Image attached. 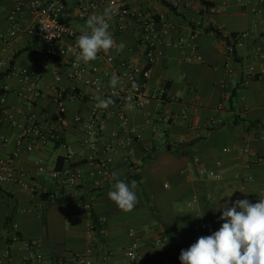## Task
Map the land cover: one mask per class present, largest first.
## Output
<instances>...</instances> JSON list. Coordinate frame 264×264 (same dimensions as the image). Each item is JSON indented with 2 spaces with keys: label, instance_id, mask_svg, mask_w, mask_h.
<instances>
[{
  "label": "crops",
  "instance_id": "obj_1",
  "mask_svg": "<svg viewBox=\"0 0 264 264\" xmlns=\"http://www.w3.org/2000/svg\"><path fill=\"white\" fill-rule=\"evenodd\" d=\"M13 1L0 0V32L8 28L7 13ZM61 1L60 19L75 30L77 40L90 15L80 14L77 0ZM183 1L190 4L177 9L169 0H127L151 11L158 27L166 20L173 28L158 45L147 81V92L161 86L165 94L141 106H125L127 128L117 114L106 123V135L117 131L123 138L130 137L129 144L112 153L109 178H103L98 167L91 176L92 168L86 163L92 154L84 141L86 125L95 97H101L102 91L83 85L78 98L66 101L60 139L41 150L16 153L14 163L17 170L26 172L22 179L26 186L20 181L0 184V253H10V259L0 264H78L76 255L87 248L92 249L91 264H128L131 230L140 240L141 264H181L182 250L225 222L220 219L224 205L231 207L243 199L257 203L264 198V0H206L211 3L207 8L201 0ZM211 6L218 11L209 12ZM106 7L93 14L103 13ZM20 23L22 34L11 41L0 40V61L39 72L43 95L29 106L27 97L16 92L17 81L0 72L2 82L9 86L0 107L26 123L30 113L54 111V76L59 74L60 85L69 88L72 57L48 59L45 42L34 33L33 16L25 11ZM209 26L224 34L239 33L235 53L227 50L225 41ZM110 28L115 30L113 21ZM197 28L201 32L192 43L188 40L191 45L177 46L179 36L188 38ZM114 41L125 45L122 51L111 50L114 62L96 60L104 89L110 87L113 75L125 71L122 61L136 62V55L142 53L137 45L138 27L132 20L116 33ZM76 115L82 119L75 121ZM251 121L257 126L250 125ZM15 135L16 128L1 125V156L13 152ZM2 138L8 139L6 145ZM94 140L101 151L104 136ZM167 143L170 149L165 148ZM66 146L74 149L71 163L84 173L81 182L71 187L58 186L47 172L37 171L40 164L53 166L59 158L66 164ZM244 147L250 152L238 151ZM135 170L140 183L135 189L138 203L126 213L108 198V192L113 172L123 177ZM201 170L221 177H206ZM41 192H50L58 200H44ZM91 213L98 218L99 228L89 235ZM31 239L39 242L37 248L25 246Z\"/></svg>",
  "mask_w": 264,
  "mask_h": 264
},
{
  "label": "built area",
  "instance_id": "obj_2",
  "mask_svg": "<svg viewBox=\"0 0 264 264\" xmlns=\"http://www.w3.org/2000/svg\"><path fill=\"white\" fill-rule=\"evenodd\" d=\"M170 4L179 9L181 6H188L190 2L183 0H169ZM113 6L117 9V14L113 18L115 30L109 29L113 39L116 33L123 30L126 22L132 20L138 27V47L142 50L140 55H136V62L133 60L122 61L121 66L125 67V71L120 72L118 86L115 88L109 87L104 89V76L100 73L96 60H103L105 63L112 64L114 56L111 51L108 54L103 52L98 54L95 61L87 64L75 61L74 53L78 52L77 40L74 29L63 23L60 19V12L64 8L61 0H14L7 13L9 22L8 28L4 32H0V40L11 41L24 32V27L21 25L20 20L25 11H28L34 20V33L36 32L41 41L45 42L46 50L45 56L48 59L61 58L71 55L68 62L70 68L71 84L69 88H63L60 85L61 76L55 74V84L52 86L53 102L55 104L54 111L51 114L42 113L40 115L30 113L27 116L26 123L18 122L15 117L0 107V127L3 123H7L16 128V135L14 138V150L12 153L1 156L0 155V184L5 182L20 181L22 185L26 186L22 179L26 176L23 170H17L14 163V156L18 152H31L41 150L51 140H59L63 132L64 125L66 124V101L74 100L79 96V87L81 85L102 91L101 99L111 98L114 104L110 105L107 109L96 108L95 101L91 107L89 119L86 125V138L85 143L90 145L92 154L87 158V165H89L90 175H95V168H100L103 178L110 177L109 166L113 161L112 153L119 147L129 144L130 137H121L117 131L105 133L106 123L113 114H117L122 127L127 128L128 117L126 116L123 108L128 106L143 105L152 99L162 97L165 94V87H154L151 91L147 92V81L150 78L151 67L157 55L158 45L164 40V37L173 28L172 24L166 20L161 21L160 26H157L158 21L155 15L142 7L132 6L127 3V0H77L76 8L82 16L91 15L100 11L104 6ZM209 12L215 13L218 11L215 7H209ZM55 24L62 26V30L58 32V37L53 38L51 41L46 40L44 37L47 35L41 27L49 26L54 27ZM111 24V22H110ZM197 27V26H196ZM33 32V30H32ZM201 32L197 28L186 37L179 36L177 39V46L191 45L192 41ZM67 39L71 41H67ZM191 40V43L190 41ZM171 44L170 41H165ZM226 44V43H225ZM238 44V39L236 40ZM193 45V44H192ZM194 46V45H193ZM229 51L230 47L226 44ZM264 55V53L262 54ZM188 60L192 58L188 57ZM0 72L6 77L14 78L20 85L16 91L21 96H26L28 105L31 106L33 100H37L43 95V85L41 74L37 71H32L25 67L6 66L5 62L0 61ZM1 74V73H0ZM99 79L100 85L97 86L95 81ZM9 89L8 84L2 82L0 75V105L5 104V91ZM75 121H80L82 118L79 115L74 117ZM104 136V143L102 144L101 151L96 143V136ZM8 143L7 138H2V144ZM240 153H249L248 147L238 149ZM74 155V149L71 146H66L63 164L61 166L40 164L37 167L38 172H47L52 180L61 187H71L78 185L83 179L84 173L80 166H75L71 163ZM94 168V170H93ZM200 173L206 177L219 179L221 175L217 172L210 170H201ZM31 190H34L31 187ZM89 208V205H85ZM93 231V223L88 224L87 233L90 235ZM132 239L127 247V260L128 264H141L139 245L140 240L135 236L133 230L130 231ZM27 248H37L39 242L36 240H28L25 242ZM92 249L87 248L83 252L76 255L78 264H91L90 257ZM10 259L9 251L0 253V262L2 260ZM40 258V255H37ZM62 264V263H60Z\"/></svg>",
  "mask_w": 264,
  "mask_h": 264
},
{
  "label": "clouds",
  "instance_id": "obj_3",
  "mask_svg": "<svg viewBox=\"0 0 264 264\" xmlns=\"http://www.w3.org/2000/svg\"><path fill=\"white\" fill-rule=\"evenodd\" d=\"M116 14L117 9L110 5L103 13L87 18L85 25L79 29L82 33L77 39L79 51L74 53L77 63L95 61L99 53L108 54L114 47L117 51L124 49L123 43L116 45L109 31L110 22ZM41 28L47 33L44 38L49 41L58 37V32L62 30V26L57 24ZM100 83L99 79L95 81L97 86ZM118 83L119 77L113 75L109 81L110 87L115 88ZM95 99L98 109H107L114 104L111 98L101 99L97 96ZM112 176L115 182L108 192V198L121 211H133L138 203L136 182L132 181L130 187L118 178V173L113 172ZM220 219L225 222L219 230L198 238L187 250L181 251V264H264V198L257 203L243 199L235 201L231 207L224 205Z\"/></svg>",
  "mask_w": 264,
  "mask_h": 264
},
{
  "label": "trees",
  "instance_id": "obj_4",
  "mask_svg": "<svg viewBox=\"0 0 264 264\" xmlns=\"http://www.w3.org/2000/svg\"><path fill=\"white\" fill-rule=\"evenodd\" d=\"M203 6L205 8H207L211 3L209 1H206V0H201ZM203 11V10H202ZM207 29H213L214 31H216L217 35L223 39L225 41V43L230 47V52L235 53L236 51V40L238 38V35L239 33L238 32H230L229 34H224L222 31L216 29V28H213L211 26L207 27ZM236 89L234 88V91ZM259 122V121H258ZM257 126L258 123L254 122V121H251L250 122V125H255ZM166 149H170L171 148V144L167 143L166 146H165ZM176 151V150H174ZM178 153V152H177ZM147 158V157H145ZM57 166H61L62 165V160L59 158L58 161H57ZM120 180H123L124 182L128 183V184H131L132 181H135L136 184H140L139 183V174L136 172H133L132 174H128L126 176H123V177H118ZM115 181L112 180V184L114 183ZM0 192H1V188H0ZM53 194L50 193V192H41L40 193V197L42 199H50L51 201L52 200H58V198H55L54 196H52ZM51 196L53 199H51ZM91 219L93 221V229H98L99 228V221H98V218L95 216V214L91 213Z\"/></svg>",
  "mask_w": 264,
  "mask_h": 264
}]
</instances>
